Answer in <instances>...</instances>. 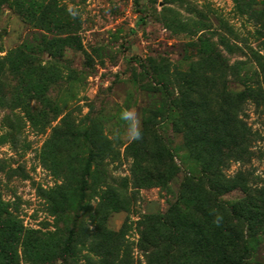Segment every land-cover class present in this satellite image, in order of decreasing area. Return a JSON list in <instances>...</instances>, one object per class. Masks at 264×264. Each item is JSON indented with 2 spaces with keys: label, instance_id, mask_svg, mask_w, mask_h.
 <instances>
[{
  "label": "rangeland",
  "instance_id": "obj_1",
  "mask_svg": "<svg viewBox=\"0 0 264 264\" xmlns=\"http://www.w3.org/2000/svg\"><path fill=\"white\" fill-rule=\"evenodd\" d=\"M262 24L264 0H0V264L9 227L14 264H213L199 248L160 246L150 258L142 242L150 222L178 202L184 175L200 168L161 91L175 98L193 84L216 105L228 75L235 90L264 89ZM215 53L226 75L207 63ZM238 117L254 133L251 154L227 174L243 172L259 191L264 109L248 100ZM91 151L97 159L83 193ZM171 157L180 168L174 181ZM158 171L162 180L153 178ZM244 199L240 190L220 198ZM237 225L251 251L243 262L264 264V227L252 236ZM188 236L196 247L200 236Z\"/></svg>",
  "mask_w": 264,
  "mask_h": 264
},
{
  "label": "trees",
  "instance_id": "obj_2",
  "mask_svg": "<svg viewBox=\"0 0 264 264\" xmlns=\"http://www.w3.org/2000/svg\"><path fill=\"white\" fill-rule=\"evenodd\" d=\"M262 26L264 29V24ZM209 58V65H220L223 74H227L229 66L220 53L211 54ZM228 77L230 76L224 79L216 105H213L208 93L199 94L198 91L204 87L199 89L193 84L184 87L175 98L167 88L161 91L164 109L172 108L177 112L173 125L182 132L188 152L200 168L197 176L191 173L184 175L179 186L178 202L171 206L164 217L151 221V227L148 226V230L142 234V242L149 249L150 258L155 259L159 247L166 245L165 247L171 246L174 249L199 248L193 252H200L199 256L211 259L209 262L213 264H245L240 254L247 253L250 256L249 240L237 224L245 223L252 236L264 227L262 214L257 212L264 211V189L252 190L247 176L241 171L233 176L227 174L232 163L245 165L248 162L254 133L238 114L248 100L264 109V89L245 86L242 90H235L229 85ZM96 159L97 153L91 151L82 181L83 193L88 187L85 177L89 176L91 164ZM174 160L171 157L167 169L170 181H174L180 173ZM147 176L152 179L150 173ZM153 178L162 180L164 175L158 171ZM234 190H240L245 199L236 203L220 200L223 195ZM180 205L186 211H193L192 219L181 214ZM229 214L235 225L231 221H223V215L226 217ZM188 230L189 235L192 231L200 236L196 247H188L189 236L184 235ZM7 231L9 239L4 242L1 261L2 264H14L13 246L17 233L15 227H9ZM161 231L167 233L163 234ZM97 233H92V242H96V246L101 248L104 245ZM168 234L170 235L167 236ZM77 236L74 233L68 238L64 256L72 258V245ZM149 264L154 263L150 261Z\"/></svg>",
  "mask_w": 264,
  "mask_h": 264
},
{
  "label": "clouds",
  "instance_id": "obj_3",
  "mask_svg": "<svg viewBox=\"0 0 264 264\" xmlns=\"http://www.w3.org/2000/svg\"><path fill=\"white\" fill-rule=\"evenodd\" d=\"M123 118L125 119V120H130L131 119V115L130 114H128V113H125L124 114V116H123ZM135 138H139V134L137 133V135H136V137Z\"/></svg>",
  "mask_w": 264,
  "mask_h": 264
}]
</instances>
